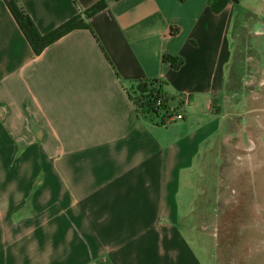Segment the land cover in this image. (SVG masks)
I'll return each mask as SVG.
<instances>
[{"label": "crops", "instance_id": "0c3cea01", "mask_svg": "<svg viewBox=\"0 0 264 264\" xmlns=\"http://www.w3.org/2000/svg\"><path fill=\"white\" fill-rule=\"evenodd\" d=\"M18 1L47 33L100 0ZM106 2L94 34L35 54L0 0V264H203L178 220L239 114L227 91L236 0ZM148 79L183 119L136 112L128 88Z\"/></svg>", "mask_w": 264, "mask_h": 264}, {"label": "rangeland", "instance_id": "374dc122", "mask_svg": "<svg viewBox=\"0 0 264 264\" xmlns=\"http://www.w3.org/2000/svg\"><path fill=\"white\" fill-rule=\"evenodd\" d=\"M262 23L264 0H236L227 91L238 93L239 114L226 118L221 153L205 156L194 208L178 220L203 264H264V32L255 34Z\"/></svg>", "mask_w": 264, "mask_h": 264}, {"label": "trees", "instance_id": "16d2710c", "mask_svg": "<svg viewBox=\"0 0 264 264\" xmlns=\"http://www.w3.org/2000/svg\"><path fill=\"white\" fill-rule=\"evenodd\" d=\"M180 1L184 2L186 0ZM210 1L212 2L213 8L217 11L223 9L227 4V0ZM5 2L35 54L42 53L48 46L76 29H89L94 34V31L89 23V19L107 7L106 0H100L84 12H79L51 31L42 33L38 29L30 14L18 0H5ZM164 60L169 62L171 67L175 69H178L183 65V59L180 56L166 54L164 55ZM157 85H160L161 89L159 92L155 93ZM128 93L134 102L136 112L145 117H158L160 109L156 106V98L158 97V94L167 95L163 91V80L160 79L134 81L128 88Z\"/></svg>", "mask_w": 264, "mask_h": 264}, {"label": "built area", "instance_id": "2783aa9c", "mask_svg": "<svg viewBox=\"0 0 264 264\" xmlns=\"http://www.w3.org/2000/svg\"><path fill=\"white\" fill-rule=\"evenodd\" d=\"M161 89L160 85L156 86L155 93ZM156 106L160 109L158 118L161 119L163 124H167L173 121L181 120L184 118L183 114L179 112V105H173L170 103V99L167 95L158 94L156 98Z\"/></svg>", "mask_w": 264, "mask_h": 264}]
</instances>
